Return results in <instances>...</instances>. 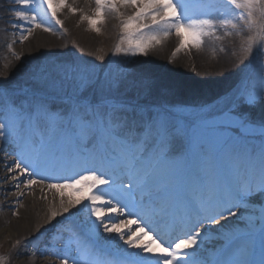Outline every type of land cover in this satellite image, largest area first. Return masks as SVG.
I'll list each match as a JSON object with an SVG mask.
<instances>
[{"label": "snow or ice", "instance_id": "6c2138e0", "mask_svg": "<svg viewBox=\"0 0 264 264\" xmlns=\"http://www.w3.org/2000/svg\"><path fill=\"white\" fill-rule=\"evenodd\" d=\"M14 3L6 28L20 32V43L36 29L53 31L49 14L63 27L57 9L67 0ZM229 6L236 22L221 11ZM109 12L121 18L114 56L147 57L175 35V57L238 34L243 75L207 103L170 100V85L131 66L74 59L38 64L22 84L0 83V164L9 174L0 183L13 182L3 190L17 197L13 215L25 189L53 193L44 223L50 239L66 240L60 264H264V203L252 201L264 197V0H95L94 13L81 15L99 33ZM65 189L91 194L65 201ZM40 236L17 240L16 258L51 255L38 252Z\"/></svg>", "mask_w": 264, "mask_h": 264}, {"label": "bare ground", "instance_id": "6f19581e", "mask_svg": "<svg viewBox=\"0 0 264 264\" xmlns=\"http://www.w3.org/2000/svg\"><path fill=\"white\" fill-rule=\"evenodd\" d=\"M220 1L222 0H215L216 3ZM67 5L68 6L66 7L57 9L58 14L60 15L56 18L61 20L64 26L65 25L67 26L68 32L72 28V33L74 37H79L82 39V41L86 40L85 36H87V34L81 32L80 26L77 28L75 26L77 24L75 23L71 27L69 24H67V21L68 19L69 21H72L75 16L81 15L82 12L88 15H92L95 11V0H67ZM14 7H17V5H15L14 3V0H0V42H3L4 44V45L2 44V47H5L6 45L8 47L7 49L8 50L10 49L9 51L7 50V52L5 53L0 52L1 53L0 56L2 57L3 56L6 57L7 56L6 54H10V55L18 54L19 56L24 57L25 55H29L32 52V50L27 51V48L31 47V44L33 43V41H31L33 39L30 38L31 36H29L28 39L25 40L23 43H20L19 42L20 32L12 29L10 26L6 28V23L10 25V23L13 20V17L6 10ZM70 7H75L77 11L73 13L70 10ZM121 11L124 13V17H127L133 14L134 10L129 8V9H121ZM43 15H44V11L43 9H41V16ZM113 15H115L116 17L112 18L111 21L113 23L112 24L110 23L109 25L112 26V29H116L119 28L121 25L120 16H118L114 12H109L106 13L105 17L110 18ZM232 15L230 18L233 19V22H236V19ZM45 22L46 23L50 22V26L53 29V31L49 33V35L51 36V34H54V32H56L57 29L55 25L52 23V21H50L48 18H46ZM81 23L84 24L85 22L81 21ZM33 33L37 35L36 38L34 39V42L41 43V41L44 38L48 37L47 35L39 34V33L42 34L47 33L43 31V29H36L33 31ZM78 34H82V37ZM55 38L58 39L59 44L61 43L63 44L64 42L67 41L64 34H62V36L60 37L57 36ZM95 38L96 37L94 38L92 37L89 39V43H90L88 45L89 48L94 46L98 47V42L96 41ZM214 40L215 39L213 38L207 39L205 45L200 50H196L195 48H193L191 54H188V52L185 51L173 57L172 54L175 51V48L179 44L178 38L175 35H173L168 39H166L165 41H163V43L158 45L155 49H150L149 55L145 59L148 60L149 58H152L153 54L156 53L157 50L159 51V49L163 47L164 50H166V54H164L162 58L160 57V59H162L161 64H163L166 67L170 66V71H172L171 70L172 67V69L174 70L173 73H175L176 75L178 73L180 75L183 74L187 77V79L196 82L198 84L205 85V87H202L200 85L199 90L202 93V91L206 90L207 88L204 97L208 96L211 98L213 96H216L218 93H221L220 92L221 90L218 86L219 79L226 78V76L220 75L226 73L224 71L225 68L223 67V64L227 63L229 66H231L232 62L235 60V58L232 57L231 54L229 53V49H231V45L228 44H231L232 41L234 43H237L236 38H230V41L217 40L218 44H216L215 43L216 40L215 41ZM241 40L242 37L239 38L238 43H241ZM106 41L107 40L105 39L104 43H106ZM232 46L236 48V46H234L233 44ZM18 49L20 52L18 51ZM15 52H17V54ZM100 54L101 53L99 48L98 55L100 56ZM153 61H155V58L151 61V63ZM163 65L162 66L160 65L162 69H163ZM151 66L152 65H150V67ZM180 68H182V70L184 68L186 71L185 72L181 71L179 70ZM3 148H4V144L0 142V150H2ZM12 159H13L12 157H9L10 162L12 161ZM8 175L9 174L3 170V165L0 164V181H3ZM12 183H13L12 181H9L7 184L0 183V254H1L0 259H3L5 262L6 260L10 259L11 264H60L59 259L56 258V253L59 251V249H61L64 246L66 240L50 239L52 237V232L50 231L51 225H47L44 223L46 216L50 214L49 202L53 200V193L48 192L47 190H45V193H41L40 187L38 185L33 186V191L30 194L25 189L26 194L22 198L23 206L19 208V217H16L13 215L12 209L15 206L17 197L14 196L11 192L5 193L3 191L4 189L11 188ZM71 190L74 191L73 189L64 190L65 201H67L69 198L78 199L72 195L69 196L67 195ZM90 194L91 192L88 191L84 195V197L80 199L86 203L87 201L84 198ZM43 196H46L47 198L44 199L42 198ZM259 197L264 203V197H262L261 195H259ZM59 199H60L59 194L58 193L55 194V203L57 205L59 204ZM74 219L77 220V222L86 220L87 219L86 210L85 212L78 213V215L74 217ZM232 219L235 220V217H233ZM225 223H227V221H223V220L221 221V224H225ZM38 225L39 228L37 229ZM130 227L135 228L136 226L134 225ZM216 227H219V225H217ZM41 233H44V235L40 236ZM36 236H40V240L36 242V248L38 252L47 250L51 253V255L44 257L37 254L34 260L31 261L25 259H17L16 258L17 253L20 251V249L14 247L15 242L17 240H20L23 243L26 242L27 240H33ZM46 241L52 244V248L46 249V243H45ZM150 241L151 238H149L148 236L144 237V243H150ZM152 247L156 249L157 245L153 244Z\"/></svg>", "mask_w": 264, "mask_h": 264}, {"label": "rangeland", "instance_id": "374dc122", "mask_svg": "<svg viewBox=\"0 0 264 264\" xmlns=\"http://www.w3.org/2000/svg\"><path fill=\"white\" fill-rule=\"evenodd\" d=\"M224 1H225V5H227L228 0H224ZM229 9L233 13L232 16L236 18V13L238 12V10L234 9L231 6H229ZM227 13L229 12L227 11ZM59 15L60 14H58L57 11V17ZM105 15L103 17V21L97 24V27L100 29L99 33L94 32L90 29L88 22L82 20V15L75 16L72 21H69L68 19L67 24H69L72 27L73 24L76 23L77 25L75 26L77 28L80 26L81 32L87 34V36H85L86 37L85 39L87 41L86 40L82 41L81 38L73 36L72 28L69 32L67 31L66 25L65 26L63 25V27L61 28L59 25L55 23L54 20H51L49 14L47 18L50 21H52V23L55 25L57 29L56 32H54V34H51V36L49 35L50 32H47L46 34L39 33L40 35L48 36L47 38H44L41 41V43L34 42V39L36 38L37 35L33 33L30 37L33 39L31 40L33 41V43L31 44V47L27 48V51L32 50V52L29 55H25L24 57H22L19 56L17 52H15L17 55L6 54L7 55L6 57L0 56V83L22 84L26 78L27 72L38 64L68 61L74 59L83 64H88V65L95 64L99 67H106V70H112V71H116L118 69L127 68L131 66V68L135 71L145 72L153 76L154 78L170 85L173 89L172 95L168 97L170 100L182 101L187 103H207L215 100L216 97L232 89L233 86L240 80L241 76L243 75L240 69L244 67V65H242L240 61L246 55V53H245L243 38L241 40V43H238L239 38L242 37L241 35L234 34L232 36H225L222 39L225 41H230V38H236L237 43H234L232 41L231 44H228L231 45V49H229V53L231 54L232 57L235 58V60L232 62L231 66H229L227 63L223 64V67L225 68L224 71L226 73L220 75L226 76V78L221 79L219 77L221 80L219 79L218 86L221 90L220 91L221 93H218L216 96L210 98L208 96L204 97L207 88L201 93V91L199 90L201 84H198L196 82L187 79V77L183 74L180 75L178 73L176 75L175 73H173L174 70L172 69V67H171L172 71H170V66L166 67L163 64H161L162 59H160V57L162 58L164 54H166V50H164L163 47H162L163 49L160 48L159 51L157 50V52L153 54L152 58H149L148 60L145 59L146 57L143 56L135 57V58L132 57L124 58V57L114 56L113 55L114 49L122 35V29L121 26L119 28L112 29V26L109 24L113 23L111 20L116 16L113 15L110 18H106ZM81 21H84L85 23L82 24ZM62 34L65 35L67 41L64 42L63 44L62 43L59 44L58 39H56L55 37L57 36L60 37L62 36ZM78 35L82 37V34H78ZM88 37L89 39L92 37L93 38L96 37L95 39L98 42V47L94 46L89 48L88 45L90 43ZM113 38L116 39L114 40ZM105 39L107 40L106 43H104ZM215 43L218 44L217 40L215 41ZM2 44L3 42H0V52L5 53L7 52L8 47L6 45L5 47H2ZM232 44L236 46V48H234ZM99 48L101 53L100 56L104 57V60L102 62L99 59H97V57H100L98 55ZM81 49L82 52L80 51ZM17 57H20V59H18ZM154 58L155 61L151 63V61ZM150 65L152 66L150 67ZM160 65L161 66L163 65V69L161 68ZM179 70L184 72L186 71L184 68L183 70L182 68H180ZM201 86L205 87V85H201ZM77 187L79 188L81 186H77ZM88 191L90 190L85 189L84 192H76L71 190L68 194L67 193L66 194L68 196L72 195L80 199L83 198ZM45 243H49V242L46 241ZM5 264H11V260L10 259L6 260Z\"/></svg>", "mask_w": 264, "mask_h": 264}]
</instances>
